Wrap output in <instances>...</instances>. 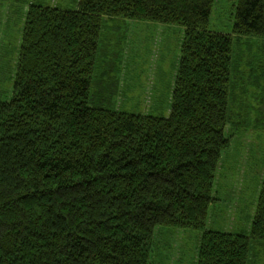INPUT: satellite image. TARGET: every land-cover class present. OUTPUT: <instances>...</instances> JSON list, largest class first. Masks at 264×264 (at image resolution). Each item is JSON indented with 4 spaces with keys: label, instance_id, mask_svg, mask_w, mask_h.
<instances>
[{
    "label": "trees",
    "instance_id": "obj_1",
    "mask_svg": "<svg viewBox=\"0 0 264 264\" xmlns=\"http://www.w3.org/2000/svg\"><path fill=\"white\" fill-rule=\"evenodd\" d=\"M214 2L22 8L0 100V264H149L158 228L201 231L196 264H264V173L247 233L207 229L222 153L247 117L230 93L232 35L209 28ZM134 20L184 28L166 117L116 105L125 39L106 48L102 30ZM233 33L264 36V0L237 1Z\"/></svg>",
    "mask_w": 264,
    "mask_h": 264
},
{
    "label": "rangeland",
    "instance_id": "obj_2",
    "mask_svg": "<svg viewBox=\"0 0 264 264\" xmlns=\"http://www.w3.org/2000/svg\"><path fill=\"white\" fill-rule=\"evenodd\" d=\"M78 0L0 1V100L12 93L13 76L19 49L21 15L31 3L76 9ZM238 0H215L209 28L230 34L232 43V88L238 96L234 112L245 124L233 128L230 147L222 153L215 196L207 229L247 233L253 219L264 173V36L233 33ZM104 29L102 41L124 35V50L119 74L116 105L132 113L168 116L172 88L177 72L184 28L179 24L134 20ZM102 43V44H103ZM234 68V69H233ZM236 121V120H235ZM168 228H158L166 231ZM155 235L149 264H196L201 231L168 229ZM263 260V258H262ZM261 262H264L262 261Z\"/></svg>",
    "mask_w": 264,
    "mask_h": 264
}]
</instances>
